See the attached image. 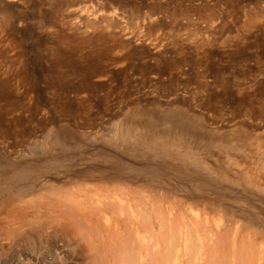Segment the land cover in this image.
<instances>
[{
    "label": "rangeland",
    "instance_id": "rangeland-1",
    "mask_svg": "<svg viewBox=\"0 0 264 264\" xmlns=\"http://www.w3.org/2000/svg\"><path fill=\"white\" fill-rule=\"evenodd\" d=\"M158 134L196 162L157 156ZM135 229L167 263L264 257V0H0V264H114L131 245L135 264Z\"/></svg>",
    "mask_w": 264,
    "mask_h": 264
},
{
    "label": "bare ground",
    "instance_id": "bare-ground-1",
    "mask_svg": "<svg viewBox=\"0 0 264 264\" xmlns=\"http://www.w3.org/2000/svg\"><path fill=\"white\" fill-rule=\"evenodd\" d=\"M56 7H57V6H56ZM192 116H193V115H192ZM185 117H186V116H185ZM196 118H197V117H196ZM198 118H199V117H198ZM181 119H182V117H181ZM186 119H187V118H186ZM186 119H185V120H186ZM192 119H193V118H192ZM146 120H147V119H146ZM182 120H184V119H182ZM190 120H191V119H189V120L187 119V121H189V122H190ZM197 120H198V119H197ZM165 121H166V120H165ZM187 121H186V123H187ZM191 121H192V120H191ZM198 121H199V120H198ZM178 122H180L179 119L177 120V123H178ZM162 123H163V121H162ZM165 123H167V122H165ZM165 123H164V124H165ZM174 123H175V122H174ZM182 123H183V122H182ZM182 123H180V124L178 123V124L181 126ZM190 123H191V122H190ZM164 124H163V125H164ZM168 124H169V122H168ZM168 124H166V125L168 126ZM183 124H184V123H183ZM183 124H182V125H183ZM195 124H197V122H196ZM191 128H192V127H191ZM198 129L201 130L200 127H199ZM133 130H134V129H133ZM195 130H196V129H195ZM120 131H121V130H120ZM136 131H137V130H136ZM136 131H135V133H136ZM168 131H169V130H168ZM174 131H175V130H174ZM183 131H184V130H183ZM162 132L164 133V131H162ZM127 133H128V132H127ZM131 133H132V137H133V132H131ZM131 133H129V134H131ZM148 133H151V132H148ZM160 133H161V132H160ZM163 133H162V134H163ZM180 134H181V133H180ZM150 135H151V138H150V139L157 138V137H153L154 135H152V134H150ZM150 135H149V137H150ZM160 135H161V134H158V137H159ZM163 135H164V134H163ZM163 135L160 136L161 139L158 138L160 141L157 139V140L159 141L158 144H156L158 141H157V142L154 141V140H151V141H150V140L147 138L148 141H150V143H151L150 145L153 144L154 146H152V147H156L155 149H156V150H159L160 153L157 152L156 155L159 156L160 154L163 155V154L165 153V155L167 154V156H168V155H170V154H173V157L175 156V157L178 158V159H179L180 157H182V161H184V159L187 158L186 155H187V153L189 152V150L187 149V150H188V151H187V150L184 148V149H185L184 152H187L186 155H183L185 158H184L182 155H179L180 157L177 156L178 153H179V154H181V153L183 154V152H181V151H180V152L177 151V150L180 149V148L183 150V147H181V146H183L184 144H182L181 139L178 140V142H179L181 145H179V143H178L177 140H176V141H173V142H177V143H174V145L171 146V145L173 144V143L171 142V139L169 140L171 143H169V141H168V143L166 144L165 142H167V141H165V139H167V138H169V137H166V136H165L166 138H165V139H162V138H164ZM167 135H168V134H167ZM176 135L178 136V134H176ZM176 135H175V134L173 135V133H172V137H173V136L175 137ZM130 136H131V135H130ZM136 136H137V135H136ZM136 136H135L134 138H136ZM139 136H140V135H139ZM147 136H148V135H147ZM155 136H156V134H155ZM169 136H170V133H169ZM177 136H176V139L179 138V137L177 138ZM152 137H153V138H152ZM116 138H117V137H116ZM125 138H126V137H125ZM127 138H128V137H127ZM141 138H142V137H141ZM122 139H123V138H122ZM128 139H129V138H128ZM131 139H133V138H130V140H131ZM137 139H138V138H137ZM173 139H174V138H173ZM173 139H172V140H173ZM130 140H129V141H130ZM133 140H134V139H133ZM142 140H143V139H142ZM155 140H156V139H155ZM163 140H164V141H163ZM167 140H168V139H167ZM140 141H141V140H140ZM146 141H147V140H146ZM148 141H147V142H148ZM141 142H142V141H141ZM143 142H145V141H143ZM143 142H142V143H143ZM216 142H217V141H216ZM118 143H120V142H118ZM125 143H126V142H125ZM134 143H135V142H134ZM139 143H140V142H139ZM184 143H185V142H184ZM106 144H107V143H106ZM109 144H110V143H109ZM127 144H128V143H127ZM140 144H141V143H140ZM146 144H149V142H148V143H145V146H146ZM185 144H186V143H185ZM215 144H216V143H215ZM116 145H117V144H116ZM141 145H142V144H141ZM157 145H158V146H157ZM166 145H167V146H166ZM168 145H169V146H168ZM142 146H144V145H142ZM145 146L142 147V148H145V149H146ZM177 146H180V147L178 148ZM152 147H151V148H152ZM185 147H186V145H185ZM187 147H190V146H187ZM151 148H150V149H151ZM157 148H158V149H157ZM190 148H191V147H190ZM222 148H225V147H222ZM226 148H227V147H226ZM130 149H131V148H130ZM148 149H149V148H148ZM141 150H142V149H141ZM156 150H155V151H156ZM160 150H162V151H160ZM192 150H193V149H192ZM144 151H145V150H144ZM147 151H148V150H147ZM149 151H151V150H149ZM155 151H153L154 153H153V152H151V153H153V155H155ZM176 151H177V152H176ZM193 151H194V150H193ZM135 152H136V151H135ZM191 152H192V151H191ZM131 153H132V152H131ZM151 153H149V154H151ZM168 153H170V154H168ZM158 154H159V155H158ZM174 154H175V155H174ZM189 154H190V152H189ZM189 154L187 155L188 157L191 156V155L189 156ZM151 155H152V154H151ZM153 155H152V156H153ZM194 155H195V154H194ZM194 155H192V156L194 157ZM137 156H138V155H137ZM195 156H196V155H195ZM163 157H164V155H163ZM173 157H171V155H170V158H173ZM175 157H174V158H175ZM193 157H190V158H189V159L193 160V161H190V163H192V162H193V163L196 162V161H194V160H197V157H195L196 159H195V158L193 159ZM152 158H153V157H152ZM160 158H162V156H161ZM164 158L166 159L167 157H164ZM164 158H163V159H164ZM170 158H169V159H170ZM156 159H157V158H156ZM169 159L167 158L166 160H169ZM151 160H152V159H151ZM158 160H159V158H158ZM170 160H171V159H170ZM187 160H188V159H187ZM187 160H186V161H187ZM200 160H201V159H200ZM173 161H174V159H173L171 162H173ZM178 161H180V160H178ZM178 161H177V162H178ZM186 161H184V162H186ZM198 161H199V159H198ZM179 163H180V162H179ZM182 163H183V162H182ZM190 163L188 162V164H187V163H186V164L189 165ZM203 163H204V161H203ZM183 164H184V163H183ZM168 165H169V164H168ZM194 165H197V164H194ZM199 165H200V163H199L197 166L199 167ZM201 165H202V163H201ZM201 165H200V166H201ZM205 165H207V163H206ZM192 167H193V165H192ZM194 167H195V166H194ZM202 167H203V165L201 166V168L199 167V169H202ZM205 168H206V166H205ZM207 168H208V167H207ZM259 168H260V167H259ZM197 169H198V168H197ZM197 169H196V170H197ZM262 169H263V167H262ZM202 170H203V169H202ZM206 171H207V170H206ZM198 172H200V171H198ZM249 184H250V183H249ZM248 186H249V185H248ZM249 187H250V186H249ZM251 187H252V186H251ZM60 190H61V189H60ZM156 190H157V189H156ZM75 191H76V190H75ZM96 191H97V190H96ZM73 192H74V191H73ZM83 192H84V191H83ZM87 192L89 193V190H88ZM135 192H136V191H135ZM44 193H46V192H44ZM58 193H59V192H58ZM88 193H87V194H88ZM94 193H95V191H94ZM94 193L91 192V196H92V194H94ZM99 193H100V192H99ZM50 194H51V193H50ZM70 194H71V193H70ZM78 194H79V193H78ZM102 194H104V195H103V198H105L106 203H109L110 201L107 202V197H104L106 194H105V193H102ZM134 194H135V193H134ZM166 194H167V193H166ZM54 195H55V194H54ZM88 195H89V194H88ZM88 195H87V197H88ZM132 195H133V194H132ZM132 195H131V196H132ZM162 195H163V194H162ZM47 196H48V195H47ZM67 196H69V195H67ZM67 196H65V197L68 198ZM70 196H71V195H70ZM70 196H69V197H70ZM91 196H90V197H91ZM93 196H94V197H91V199H92V200H93V199H96V200L98 201V199H97L98 197L95 198V195H93ZM97 196H99L100 199H103V198H101V195H97ZM136 196H138V195H136ZM165 196H166V195H165ZM39 197H40V196H39ZM73 197H74V196H73ZM84 197H85V196H84ZM111 197H112V196H111ZM133 197H134V196H133ZM142 197H143V196H142ZM173 197H174V196H173ZM173 197L171 196V198H173ZM29 198H30V197H29ZM45 198H46V197H45ZM57 198H58V197H57ZM74 198H75V197H74ZM74 198L72 199V196H71L70 200H69V198H68L67 200H68L69 203H70V201H71V199H72V200H73L72 202H74V203L71 202V205H74V204H75V205H77V207L74 205L76 208H78V209L81 208L82 205H80V204H83V203H81V202H84V200L82 199V200H83V201H82V200L79 199L80 197H79V198L77 197L81 202L75 200V201H76V203H75ZM134 198H135V197H134ZM41 199H43V198H41ZM59 199H60V198H59ZM91 199H89V200L87 199L88 201H90V203L88 204V206H89V205H90V206L88 207L87 205H85V204H87V203H85V202H84V206H87L88 208H92V207L94 208L95 205L93 206V203H94V204H95V203H96V204L99 203V202H96L95 200H94V202H93V201H91ZM131 199H132V198H131ZM136 199H137V198H136ZM139 199H141V198H139ZM178 199H179V198H178ZM45 200H46V199H45ZM60 200H61V199H60ZM65 200H66V199H64V201H65ZM105 200L101 201V202L104 203V205H105ZM120 200H121V199H120ZM61 201L64 202L63 200H61ZM145 201H147V200L145 199ZM158 201H159V199H158ZM170 201H172V200H170ZM57 202H58V201H57ZM78 202H79L80 204H79ZM86 202H87V201H86ZM91 202H92V203H91ZM101 202H100V203H101ZM147 202H148V201H147ZM44 203H46V202H44ZM60 203H61V202H60ZM64 203H65V202H64ZM77 203H78V204H77ZM103 203H102V205H100V204H98V205H100V207H101V206H104ZM110 203H111V202H110ZM118 203H119V202H118ZM131 203H133V201H132ZM134 203H135V202H134ZM136 203H137V202H136ZM141 203H143V202H141ZM67 204H68V203H67ZM91 205H92V207H91ZM108 205H111V204H108ZM112 205H113V204H112ZM80 206H81V207H80ZM145 206H146V205H145ZM150 206H151V205H150ZM169 206H170V205H169ZM65 207H66V208H64V205H63V208H64V209H67V206H65ZM87 207H86V211H87ZM97 207H98V206H97ZM106 207H107V205H106ZM111 207H113V206H111ZM118 207H119V204H118ZM123 207H124V206H123ZM132 207L134 208V206H132ZM136 207H137V205H136ZM148 207H149V206H148ZM76 208H75V209H76ZM101 208H102V207H101ZM107 208L110 209L109 206H108ZM124 208H125V207H124ZM142 208L145 209V207H142ZM142 208H141V209H142ZM146 208H147V207H146ZM155 208H156V207H155ZM68 209H69V208H68ZM71 209H72V208H71ZM78 209H77V210H74V211L77 212ZM81 209L85 210L83 207H82ZM113 209H114V208H113ZM113 209H112V210H113ZM115 209H117V208H115ZM136 209H137V208H134L133 210H136ZM141 209H140L138 215H139L140 212L142 211ZM144 209H143V210H144ZM147 209H148V208H147ZM168 209H169V208H168ZM72 210H73V209H72ZM91 210H94V209H91ZM91 210H90V211H91ZM104 210H106L105 207H104ZM112 210H111V211H112ZM148 210H149V209H148ZM62 211H63V210H62ZM80 211L82 212V210H80ZM86 211H85V212H86ZM111 211H110V212H111ZM122 211H123V210H122ZM97 212H98V211H97ZM126 212L129 213V211H127V209H126ZM136 212H138V210H137ZM148 212L150 213V210L147 211V212H145V210H144V213H143V211H142V213H143L144 215H143V216H139V218H140V217L142 218V217L146 216L145 213L147 214ZM158 212H159V211H158ZM158 212H157V216H158V214H160V216H161V213H158ZM170 212H171V211H170ZM95 213H96V211H95ZM123 213H124V212H123ZM130 213H131V217H136V218H137V216H138L137 213H136L137 216L134 214L135 212L130 211ZM76 214H77V213H76ZM78 214H79V212H78ZM78 214H77V215H78ZM117 214H118V213H117ZM124 214H125V213H124ZM72 215H73V214H72ZM72 215L70 214L69 216L72 217ZM77 215H76V216H77ZM88 215H89V213H88ZM95 215H99V214H95ZM112 215H113V214H112ZM128 215H129V214H128ZM140 215H141V214H140ZM147 215H148V217H149V214H147ZM174 215H175V214H174ZM174 215H173V216H174ZM73 216H74V215H73ZM129 216H130V215H129ZM152 216H155V215L153 214ZM160 216H159V217H160ZM175 216H176V215H175ZM49 217H50V216H49ZM78 217H79V216H78ZM148 217H145V218H148ZM161 217H162V216H161ZM53 218H54V217H53ZM53 218H52V219H53ZM75 218H76V217H74V218H72V219H75ZM102 218H103V217H102ZM129 218H130V217H129ZM139 218H138V219H139ZM163 218H165V215H164ZM173 218H174V217H173ZM180 218H181V217H180ZM82 219H83V218H82ZM105 219H107V218H105ZM133 219H134V218H133ZM148 219H149V218H148ZM151 219H152V218H151ZM165 219H166V218H165ZM165 219H164V220H165ZM168 219H169V218H168ZM170 219H171V218H170ZM177 219H179V218L177 217ZM177 219H176V220H177ZM48 220H49V219H48ZM75 220H76V219H75ZM143 220H144V219H143ZM174 220H175V218H174ZM174 220H173V222H174ZM185 220H186V219H185ZM54 221H55V220H54ZM73 221H74V220H73ZM78 221H79V223H80V219H79ZM78 221L76 222L77 224H78ZM157 221H160V219L158 220V218H157ZM169 221H170V220H169ZM178 221H179V220H178ZM55 222H57V221H55ZM74 222H75V221H74ZM81 222H82V220H81ZM85 222H87V221H85ZM106 222H108V221H106ZM128 222H129V221H128ZM138 222H139V221H138ZM138 222H137V223H138ZM162 222H163V221H162ZM171 222H172V221H171ZM179 222H180V221H179ZM184 222H185V221H184ZM104 223H105V220H104ZM181 223H182V222H181ZM185 223H186V222H185ZM185 223H184V224H185ZM200 223H203V222H200ZM57 224H58V223H57ZM77 224H76L75 226H77ZM83 224H85V223H83ZM83 224H82V225H83ZM87 224H88V223H87ZM106 224H108V223H106ZM135 224H136V223H135ZM135 224H134V226H135ZM139 224L141 225V223H139ZM146 224L148 225L147 222H146ZM157 224H159V223H157ZM178 224H179V223H178ZM256 224H257V223H256ZM90 225H91V224H90ZM129 225H130V224H129ZM137 225H138V224H137ZM165 225H166V224H165ZM172 225H173V224H172ZM172 225H171V226H172ZM174 225H175V224H174ZM195 225H196V224H195ZM83 226H84V225H83ZM91 226H92V225H91ZM156 226H157V225H156ZM159 226H160V225H159ZM161 226H162V225H161ZM184 226H185V225H184ZM107 227H108V226H107ZM144 227H145V226H144ZM167 227H168V226H167ZM167 227H166V228H167ZM173 227H174V226H173ZM196 227H197V226H196ZM256 227H257V226H256ZM41 228H42V227H41ZM77 228H79V227H77ZM103 228H104V227H103ZM171 228H172V227H171ZM177 228H178V227H177ZM183 228H184V227H183ZM190 228H191V227H190ZM230 228H231V227H230ZM83 229H85V228H83ZM94 229H95V227H94ZM100 229H101V228H100ZM167 229H168V228H167ZM169 229H170V228H169ZM78 230H79V229H78ZM160 230H161V229H160ZM177 230H178V229H177ZM182 230H183V229H182ZM186 230H188V229H186ZM190 230H192V229H190ZM214 230H215V229H214ZM93 231H94V230H93ZM130 231H132V230H130ZM134 231H135V232H134L135 235H133V236L136 237V238L139 240L138 243L141 242V244H142V245H141V244L139 245V248H142L143 250H145V253L143 252L145 255L142 254V253H139L140 250L137 251V253L135 252V253L137 254V255H135V256H136V257L138 256V260L135 259L137 262L134 260V262H136L135 264H137V263H138V264H163V263H165V264H180L181 262H183L182 260H180L181 258H180V259H178V258H173V259H171V260L169 261L170 263H167V262H166L168 258H167L166 260L163 259L164 257H162V259H156V258H153V256L155 257L157 254H159V252L156 251V250H159V249H160V247H159L160 242H162V246L164 247L165 251H166V249H168V248H171V247H174V246L176 247V246H177V245H175V242L178 241V237H177V240H176L174 243H173V241H172V243L174 244L173 246L171 245V242H170V241H171V238H170V237L173 236V235H172L173 232L171 233L172 236L169 237V238H170V241L167 240V241H169V242H166V241L163 242L164 240H163V241L160 240V242H158L156 236L154 237V239H153L152 236H151V238H152L154 241H152L153 243H152L151 245H148V247H150V249H151V253H152V250H153L154 248H155L154 250L157 252V254H155L156 252L153 253V254H152L153 256L151 257L149 251L146 252L147 249H148L147 246L144 245V244H148V243L144 241V240H145L144 237L141 236V234H140V232H138V230L135 229ZM146 231H147V229H146ZM152 231H153V230H152ZM163 231H165V230H162V231H160V232L162 233ZM166 231H167V230H166ZM169 231H173V230H169ZM174 231H175V230H174ZM78 232H79V231H78ZM96 232H97V229H96ZM105 232H107V231L105 230ZM113 232H114V231H113ZM167 232H168V231H167ZM194 232H195V231H194ZM8 233H9V232H8ZM94 233H95V232H94ZM94 233L92 232V234H94ZM98 233H99V231L97 232V234H98ZM100 233H101V232H100ZM107 233H108V232H107ZM115 233H116V232H115ZM127 233H128V232H127ZM151 233H152V232H151ZM169 233H170V232H169ZM182 233H185V232H182ZM89 234H90V233H89ZM124 234H125V233H124ZM165 234H166V233H164L163 235H165ZM174 234H175V236H178V235H176L175 232H174ZM187 234H188V233H187ZM187 234H186V235H187ZM194 234H195V233L192 234V232H191V235H194ZM210 234H211V233H210ZM219 234H220V233H219ZM49 235H50V234H49ZM109 235L112 236L111 233H110ZM125 235H126V234H125ZM160 235H162V234H160ZM160 235H159V236H160ZM163 235H162V236H163ZM188 235H189V234H188ZM191 235H190V236H191ZM213 235L217 236V234H214V232H213ZM221 235H222V234H221ZM113 236H115V235H113ZM116 236H117V235H116ZM127 236H128V235H127ZM146 236H147V235H146ZM148 236H150V235H148ZM165 236H166V235H165ZM165 236L162 237V238H164V239L166 240L167 237H165ZM168 236H169V235H168ZM89 237H90V236H89ZM94 237H96V236L94 235ZM120 237H121V236H120ZM187 237H188V236H187ZM192 237H193V236H192ZM192 237H191V238L189 237V238L192 239ZM196 237H197V236H196ZM206 237H207V236H206ZM217 237H218V236H217ZM217 237H215V238H217ZM85 238H86V237H85ZM90 238H91V237H90ZM100 238H101V237H100ZM132 238H133V237H132ZM149 238H150V237H149ZM189 238H185V239H186V241H185V239L181 237V239H182V240L184 239V240L182 241V245H181V243H179L180 246L182 247V250L184 249L183 252H185L184 254L182 253V255H179V256H180V257H185V259H187V260H188L187 257L189 256V253L187 254V252H189L188 250L191 248V246H188V245H189V243H188L189 240H187V239H189ZM194 238H195V237H194ZM115 239H116V238H115ZM174 239H175V237H174ZM196 239H197V238H196ZM203 239H204V238H203ZM208 239H209V238H208ZM208 239H207V240H208ZM81 240H82V239H81ZM89 240H91V239H89ZM99 240H100V239L98 238L97 241H99ZM132 240H133V239H132ZM135 240H136V239H135ZM147 240H149V239H147ZM150 240H151V239H150ZM150 240H149V241H150ZM213 240H214V241H213ZM217 240H218V239H213V238H212V240L209 239L210 243H213L214 245H215V242H217ZM91 241H92V240H91ZM91 241H90V243H91ZM121 241H122V243H123V240H121ZM187 241H188V242H187ZM209 241H208V242H209ZM212 241H213V242H212ZM124 242H125V241H124ZM132 242H133V241H132ZM192 242H196V240H194V241H192ZM203 242H204V243H203ZM220 242H221V241H220ZM86 243H88V242H86ZM90 243H89V244H90ZM117 243H120V242H117ZM122 243H121V244H122ZM135 243H137V240H136ZM138 243H137V244H138ZM190 243H191V242H190ZM206 243H207V242H206ZM89 244H87L88 246H90L89 249H93V244H91V245H89ZM111 244H112V243H111ZM114 244H115V243H114ZM131 244H132V243H131ZM131 244H130V245H131ZM137 244H136V245H137ZM149 244H150V243H149ZM177 244H178V243H177ZM179 244H178V245H179ZM191 244H193V245H194V244L197 245V246L203 251V252H202V251L200 250L201 252H199V253H197V254H200V255L202 254L201 256H202L203 258H204L205 256H208V257H206V258H209V259H210V260H209V259L206 260V258H204V259H205V262H203V260H202L203 258L200 257V255H198V257H200V258H198V257H197V258H198L199 260H202V262H199V261L196 260V258H195V260L197 261V264H210V262L207 263L208 260L211 261V260L213 259V257L215 258V256H211V257H212V259H211V257H209V255H208V254H210V253L206 254V252H205V251L209 252V250H210V251L213 253V251L216 249V247L211 246L212 244H209V243H208L207 246H208V247L210 246L209 248H211V247L214 248L213 251H212V249H209V250H208V249L206 248L207 246H206V244H205V241H200L199 238H198L197 244H196V243H191ZM204 244H205V246H206L205 248H204ZM216 244H217V243H216ZM219 244H220V243H219ZM122 245H123V244H122ZM124 245H125V243H124ZM126 245H129V243L126 244ZM130 245H129V246H130ZM133 245H134V244H133ZM136 245H135V247H136ZM170 245H171V247H169ZM241 245H242V244H241ZM91 246H92V248H91ZM94 246H95V245H94ZM118 246H119V244L117 245V248H118ZM120 246H121V245H120ZM129 246H128V247H129ZM180 246H179V247H180ZM104 247H105V246H104ZM109 247H110V246H109ZM115 247H116V246H114V248H115ZM131 247H133V249L135 250L134 246L131 245ZM177 247H178V246H177ZM177 247H176V248H177ZM189 247H190V248H189ZM217 247H219V246H217ZM106 248H107V247H106ZM106 248H105V249H106ZM126 248H127V247H126ZM126 248H124L123 246H121V247H120V250H119V248H118V250H117V249H114V250H117V253H118V256H115V255H116V254H115V255H114L115 258H113V261H114L116 264H127V263H129L130 261H133V259H131L129 262L127 261V256H128L127 254H129L130 251H129V253H126V250L128 249V248H127V249H126ZM186 248H187L188 250H187ZM243 248H244V247H243ZM246 248H247V247H246ZM110 249H112V248H110ZM110 249H109V251H110ZM121 249H122V251H121ZM133 249H130V250L132 251V253H133V251H134ZM136 249H138V247H137ZM150 249H149V250H150ZM179 249H180V248H179ZM179 249H178V250L176 249V251H179ZM205 249H207V250H205ZM218 249H219V248H218ZM239 249H240V246H239ZM241 249H242V247H241ZM254 249H255V248H254ZM114 250H112V251L114 252ZM128 250H129V249H128ZM128 250H127V251H128ZM154 250H153V251H154ZM182 250L180 249L181 252H182ZM194 250H195V249H194ZM196 250H197V249H196ZM196 250H195V251H196ZM219 250H220V249H219ZM232 250H233V249H232ZM252 250H253V249H252ZM252 250H251V251H252ZM190 251H191V250H190ZM192 251H193V250H192ZM216 251H217V250H216ZM216 251H214V252H215L214 255L216 254ZM242 251H243V250H242ZM245 251L247 252L248 250H245ZM229 252H230V251H228V254H229ZM254 252H255V251H254ZM256 252H257V251H256ZM104 253H105V252H104ZM104 253H103V254H104ZM114 253H115V252H114ZM114 253H113V254H114ZM132 253H130L129 255H131ZM148 253H149V254H148ZM203 253H205L206 255L203 254ZM231 253L233 254V252H231ZM109 254H110V252H109ZM154 254H155V255H154ZM170 254H171V253H170ZM174 254H175V255H178V252H175ZM192 254H193V253H192ZM219 254H220V253H219ZM232 254H230V255H232ZM235 254H236V253H235ZM252 254H254V253H252ZM252 254H251V255H252ZM161 255H162V254H161ZM204 255H205V256H204ZM210 255H211V254H210ZM233 255H234V254H233ZM254 255H255V254H254ZM254 255H252V256H254ZM112 256H113V255H112ZM157 256H158V255H157ZM168 256H169V255H168ZM179 256H176V257H179ZM191 256H192V255H191ZM194 256H195V254H193V258H192V257H191V258L194 259ZM220 256H223V253H222V255H220ZM220 256L218 255L219 258H220ZM237 256H238V255H237ZM237 256H235V257H237ZM241 256H243V255H241ZM241 256H239V257H241ZM249 256H250V255H249ZM100 257H101V254H100ZM105 257H106V256H105ZM105 257H104V258H105ZM107 257H108V255H107ZM116 257H117V260L115 261ZM131 257H133V256H131ZM149 257H150V259H149ZM160 257H161V256H160ZM160 257H159V258H160ZM169 257H170V256H169ZM218 257H217V258H218ZM98 258H99V257H98ZM102 258H103V256H102ZM102 258H101V260H102ZM108 258H109V257H108ZM171 258H172V257H171ZM225 258H226V257H225ZM229 258H230V257H229ZM244 258H246V261H247V259L252 258V257H251V256L248 257V255H247V257H246V255H245V257H243V259H244ZM128 259H130V256H128ZM147 259H149V261H148ZM169 259H170V258H169ZM232 259H233V258H232ZM237 259H238V258H236L235 260H237ZM107 260H109V259H107ZM111 260H112V257H111ZM163 260H164V261H163ZM187 260H186V261H187ZM226 260H227V258L225 259V261H224V260H223V261L226 262ZM241 260H242V259H241ZM251 260H253V259H251ZM255 260H256V261H255ZM255 260L251 261L252 263H250V264H254L253 262H255L256 264H263V263H264V257H263V256L257 257V258H255ZM94 261H96V260H94ZM102 261H103V260H102ZM113 261H112V263H113ZM186 261H184V262L186 263ZM189 261H192V260L189 259ZM196 261H195V262H196ZM214 261H215V260H214ZM223 261H222V263H223ZM230 261H231V264H233L231 258H230ZM230 261H228V263H229ZM238 261H239V260H238ZM246 261L244 260V262H245L244 264H248V263H246ZM106 262H108V261H106ZM134 262H133V263H134ZM187 262H188V261H187ZM215 262H216V261H215ZM247 262H248V261H247ZM95 263H96V262H95ZM115 263H114V264H115ZM211 263H213V262L211 261ZM234 263H238V262L235 261ZM241 263H242V261H241ZM130 264H132V263H130ZM238 264H240V263H238Z\"/></svg>",
    "mask_w": 264,
    "mask_h": 264
}]
</instances>
